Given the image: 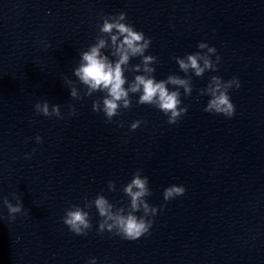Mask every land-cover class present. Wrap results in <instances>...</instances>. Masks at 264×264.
Segmentation results:
<instances>
[{
  "label": "clouds",
  "instance_id": "obj_1",
  "mask_svg": "<svg viewBox=\"0 0 264 264\" xmlns=\"http://www.w3.org/2000/svg\"><path fill=\"white\" fill-rule=\"evenodd\" d=\"M100 20L102 23L98 24V32L101 35L96 36L95 43L89 45L87 50L80 52L79 64L73 69V74L82 88L78 89L76 82L71 79L65 80L70 90V97L82 100L85 97H92L95 93H101L102 95L93 101L92 111L102 112L106 123H116L118 127H123V121H114L113 118L133 107L132 97L135 95L138 96L137 105L152 106L167 117L169 125L177 124L188 112L189 106L183 104L182 95L191 97L192 79L175 73L169 74L162 80L156 79L154 65L159 63L158 58L146 54L152 40L128 22L126 12L101 15ZM197 48L199 50L194 53L173 58L179 70L184 74L191 71L200 78L208 71H219L221 57L217 54V49L206 42L198 43ZM102 50H108L107 54ZM133 58H140V62L131 64ZM126 72L133 73V79L129 80ZM240 87V80L236 76L224 80L218 75H212L207 86L198 90L197 99L200 96L209 97L203 109L205 112L232 118L236 109L230 90ZM68 107V117L77 115L74 105ZM34 110L37 114L48 118H65L60 105L50 106L47 100L38 101L34 105ZM145 123L143 120H135L130 124L129 131L134 132ZM34 139L37 144L43 142L39 135ZM30 156L31 154H26V158ZM141 171L137 169L132 174L130 182L121 189L129 200L127 206L117 207L103 194H97L93 199L85 196L83 207L69 202V207L64 210L65 214L61 218L62 223L73 234L86 236L93 228L90 213L86 209L90 210L94 207L100 218L97 234L107 231L129 241L149 234L155 216L163 211L164 205L157 208L148 203L146 198L152 195L149 178L143 176ZM107 186L109 191H116L115 181L109 180ZM185 192L186 188L183 185H170L163 191V200L166 204L183 196ZM13 198L17 201L15 204L7 197L3 198V205L7 208L11 220H15L17 214L24 212L22 199L15 195ZM137 213L141 214L137 215ZM87 264H97L96 258H90Z\"/></svg>",
  "mask_w": 264,
  "mask_h": 264
}]
</instances>
